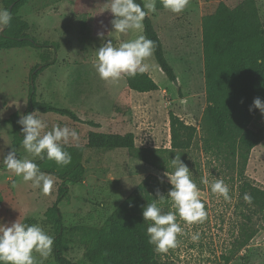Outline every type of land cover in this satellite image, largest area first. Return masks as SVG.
<instances>
[{"label": "rangeland", "instance_id": "obj_1", "mask_svg": "<svg viewBox=\"0 0 264 264\" xmlns=\"http://www.w3.org/2000/svg\"><path fill=\"white\" fill-rule=\"evenodd\" d=\"M221 1L234 7L242 0H190L179 14L163 9L148 14L162 40L166 58L180 76L176 79L180 80L177 85L170 81L152 55L145 63L150 65L148 74L159 88L147 93L129 89L124 75L117 82L104 81L93 68L96 48L107 40L111 39L116 45L143 34V31L113 32L110 23L113 16L106 9L109 0H24L21 6H12L16 14L28 22L27 33L38 42L56 43L58 48L55 53L51 52L53 63L43 69L40 64L42 49L30 46L0 49V223L17 219L24 222L26 217L32 216L36 220L34 223H40L52 235L51 227L40 219V215H44L56 201L60 180L51 175L54 185L45 195L31 182L15 176L2 163L4 155L13 148L14 122L24 115L33 87L37 101L69 108L80 118L76 121L53 112H39L48 124L45 131L51 130L53 125L74 128L79 133V141L70 143L82 146L86 145L90 130L120 134L133 132L136 147L158 150V160L166 166L165 169L154 167L127 149L85 148V176L78 184L68 183L67 197L59 202L67 227L81 223L98 224L139 184L143 185L145 204L158 199L156 191L159 189L165 195L163 202L157 200L163 211H175L167 198L172 186L164 173L173 170L171 159L181 154V160L192 171V178L200 189L207 218L203 223L190 225L177 215L184 234L178 235L177 246L167 253L155 251L158 263L264 264L262 229L240 251L231 252L240 219L236 207L237 176L243 173L264 188V141L250 150L238 143L204 150L198 130L190 149L173 156L162 151L170 148L169 113L199 127L206 106L202 18L212 13ZM256 2L264 15V0ZM6 3L10 0H0V8H5ZM160 4V0H156V8ZM98 32H103L105 39H101ZM35 67L39 72L32 82L30 73ZM186 71L189 72L187 80ZM181 73L186 75L182 78ZM86 121H93L99 127ZM263 123L264 116L258 111L250 127L257 128ZM17 155L24 158L29 154L21 145ZM158 177H164L163 183ZM204 177L209 185L201 183ZM216 179H222L228 185L230 200L211 192L210 184ZM149 223L147 221V227ZM195 233H199L200 238L194 242L191 235ZM84 250L78 233H75L64 255L77 264H91L84 257ZM33 255L37 260L41 259L38 253ZM223 256H231L230 261L225 262ZM43 264H56L53 252Z\"/></svg>", "mask_w": 264, "mask_h": 264}, {"label": "trees", "instance_id": "obj_2", "mask_svg": "<svg viewBox=\"0 0 264 264\" xmlns=\"http://www.w3.org/2000/svg\"><path fill=\"white\" fill-rule=\"evenodd\" d=\"M23 1L10 0V3H6L5 8L11 12L12 20L0 32V49L26 46L42 49L40 64L43 69L53 63L51 52L55 53L58 44L38 42L27 33L28 22L12 8L21 6ZM137 2L143 3L142 0ZM156 9L166 10L161 4ZM143 35L155 42L154 58L167 78L174 81L176 74L165 56L162 40L148 16L143 21ZM202 47L206 106L199 127L184 122L172 112L169 113L170 148L162 151L173 156L190 149L198 130L204 150L231 143H238L247 150L253 149L264 141V123L257 128L250 127L259 110L253 108L249 111L254 98L260 97L264 100V62L258 63L264 61V15H261L256 0H242L234 7L219 2L212 13L202 18ZM37 70L36 67L31 70L32 82L39 72ZM124 77L127 87L140 93L156 91L159 88L148 73L138 74L134 78L127 75ZM31 88L24 115L39 110L42 113L53 112L80 120L69 108L37 101L33 87ZM86 122L93 127H99L93 121ZM21 127L17 121L14 122L13 149L16 151L22 145ZM65 147L72 155V161L67 166H58L54 160L46 158L36 161L43 172L60 180L56 201L43 215V221L51 227L54 237L52 252L55 263L77 264L64 255V250L68 248L72 236L78 233L84 245V257L91 264H159L154 245L148 243L147 221H144L142 215L143 206L146 205L142 184L135 187L98 224L81 223L69 228L64 224L63 213L59 207V202L67 197L68 183L78 184L85 176V148L127 149L140 160L165 169L162 160H158V150L137 148L133 132L120 134L96 130L88 132L86 145H80L79 148ZM237 177L236 207L239 208L240 219L232 242V254L248 245L259 230H264V188L243 173ZM245 193L251 196V203L244 200ZM99 205L102 207L103 204ZM35 221L32 216L24 220L28 224ZM223 257L225 262L230 261L231 256Z\"/></svg>", "mask_w": 264, "mask_h": 264}, {"label": "clouds", "instance_id": "obj_3", "mask_svg": "<svg viewBox=\"0 0 264 264\" xmlns=\"http://www.w3.org/2000/svg\"><path fill=\"white\" fill-rule=\"evenodd\" d=\"M160 3L164 9L179 14L189 5L190 0H160ZM106 9L113 16L110 23L112 31L116 33H141L144 19L149 13L157 11L156 0H143V3H138L137 0H109ZM11 20V12L0 8V28L8 26ZM97 35L105 39L103 32H98ZM154 49L155 42L143 34L116 45L110 39L96 48L93 68L104 81L117 82L122 75L134 78L138 74L149 72L150 65L145 60L153 55ZM261 62L264 61H258ZM253 108L258 109L264 116V100L260 97L254 98L249 111ZM38 113L39 110H33L27 115H21L17 121L22 126V147L29 155L19 158L17 151L12 148L4 155L2 163L15 176L21 177L24 182H31L34 188L47 195L53 188L54 180L40 169L36 158L54 160L61 167L69 165L72 155L65 146L79 148V143H70L79 141V133L74 128L59 125H53L51 130L45 131L48 127L47 121ZM171 166L173 170L166 171L164 176L172 186L167 192V198L171 200L175 211H163L157 200L163 202L165 195L159 189L156 191L158 199L147 203L142 211L144 221L151 222L146 230L148 243L154 245L158 253H167L169 249L175 248L178 235L184 234L183 228L177 222V215L190 225L203 223L207 218L200 189L192 178V171L181 160V154H176L171 159ZM158 179L163 183L164 177ZM201 183L209 185L207 177L202 178ZM210 190L213 194L230 200L228 185L222 179L211 182ZM244 200L251 203L252 198L245 193ZM40 219H43L42 214ZM199 238V233L191 235L194 242ZM53 243L54 237L40 223L28 224L20 219L7 224L0 223V264H43L52 254ZM33 253H38L41 259L37 260Z\"/></svg>", "mask_w": 264, "mask_h": 264}, {"label": "crops", "instance_id": "obj_4", "mask_svg": "<svg viewBox=\"0 0 264 264\" xmlns=\"http://www.w3.org/2000/svg\"><path fill=\"white\" fill-rule=\"evenodd\" d=\"M203 16H204V15H203ZM201 29H202V28H201ZM202 52H203V51H202ZM203 59H204V55H203ZM202 64H203V70H204V61H203ZM188 71H189V70H188ZM188 71H186V74H187V75L185 74V75H186V80H187V77L189 78V74H188L189 72H188ZM174 72H175V71H174ZM202 73H203V72H202ZM175 74H176V77H177V78L180 77V76L178 75V73L175 72ZM185 75H183V74L181 73V77H182V78H183ZM179 80H180V79H177V81H179ZM126 86H127V84H126ZM146 93H147V92H146Z\"/></svg>", "mask_w": 264, "mask_h": 264}, {"label": "water", "instance_id": "obj_5", "mask_svg": "<svg viewBox=\"0 0 264 264\" xmlns=\"http://www.w3.org/2000/svg\"><path fill=\"white\" fill-rule=\"evenodd\" d=\"M174 83H175L176 85L178 84L177 79L174 80Z\"/></svg>", "mask_w": 264, "mask_h": 264}]
</instances>
